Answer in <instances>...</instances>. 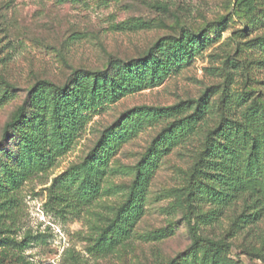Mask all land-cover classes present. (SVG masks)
<instances>
[{
    "label": "rangeland",
    "instance_id": "rangeland-1",
    "mask_svg": "<svg viewBox=\"0 0 264 264\" xmlns=\"http://www.w3.org/2000/svg\"><path fill=\"white\" fill-rule=\"evenodd\" d=\"M151 54L163 75L144 65ZM128 66L141 83L121 90ZM201 100L194 131L166 150L158 139L194 111L167 110ZM21 107L26 117L7 129ZM249 110L264 112V0H0V264H201L185 190L208 131L226 141ZM40 139L53 164L8 186ZM140 167L148 175L137 188ZM64 175L76 205L57 188ZM246 200L221 206L197 193L192 223L232 243L233 264H264V208ZM134 205L129 238L102 252L99 237Z\"/></svg>",
    "mask_w": 264,
    "mask_h": 264
},
{
    "label": "trees",
    "instance_id": "trees-1",
    "mask_svg": "<svg viewBox=\"0 0 264 264\" xmlns=\"http://www.w3.org/2000/svg\"><path fill=\"white\" fill-rule=\"evenodd\" d=\"M186 44L189 48L190 43L187 42ZM157 58L156 55L151 54L143 60V62L144 65L147 64V66L152 69L155 75L160 76L163 75L165 71V64L161 59ZM120 70L122 83L121 80H119V89L124 90V88H134L141 83V77L138 76L135 66H128L127 68H121ZM110 86L113 90L114 86ZM205 97L207 96L205 95L202 99ZM206 105L207 104L203 103L201 100L197 103L195 108H193L192 102H186L182 105L168 109L167 114L171 117L182 116L185 110L194 111L192 113L193 115L182 119L180 125H173L170 132L167 133V136L159 138L157 142L163 144V146H165L164 148L167 150L169 146H173L178 142V138L184 137V134L186 136L188 131L193 132L196 126V121L192 118L196 117V115L200 116V114H204L205 110H207ZM56 106L58 112L70 114L69 101L67 99L64 101H61L60 98L57 99ZM150 111L156 112L155 109ZM260 112L263 111L249 110L246 114V122H244L243 125H240V127H235V135L233 136L232 133L231 135L227 134V143L226 141H220L219 137L223 136L224 133L221 134L219 129L208 131L203 150L200 153L197 162L194 164L188 187L185 190V202L187 211H189L187 214V223L193 239L192 248L194 250L200 248L204 249L201 264H233L229 258L224 257L231 251L232 243L227 239L203 238L200 235L199 226L192 223L191 215L193 197L195 194L201 193L221 206L230 205L233 201L241 198H244V200L248 198L250 201L257 200L259 206L264 208V169L259 163L264 152V112ZM26 115V108L21 107L16 119L8 124L7 129L16 128L21 124ZM7 138L8 136L6 135V140ZM30 143L31 144L25 146V152L22 155V162L19 166L18 175H8L6 179V184L8 186L10 185L17 188L31 175L34 173L45 172L53 164L54 158L51 154V148H49V152L45 154L43 149L47 146L43 145L42 139ZM101 148H103V146H101ZM95 159L100 160L99 163L98 161L92 162L91 166H93L92 169L95 170L94 173L98 175L105 165L101 158L95 157ZM147 172L148 170H146L145 167H140L136 181L137 188H140L145 184L148 175ZM65 177L66 176L64 175V177L60 179L62 180L63 183L61 184L63 185L61 187L57 186V188L63 192L62 195L65 203H74L76 205V202L70 199L72 185L74 183L71 182V179L66 180ZM86 185L92 190L91 195L93 194L94 196L95 192H97V181L92 179L91 182H88ZM83 190L86 192L88 188L85 187ZM5 198L6 197H3L2 192L0 191L1 204L4 203ZM138 211L139 205H134L128 210V212L126 211V213L120 215L117 220L107 227L99 237L98 241V247L102 252H114L118 245L129 238L130 228L135 221V216ZM260 256L264 260V253H261ZM169 264L187 263L185 261L178 262L177 260H173Z\"/></svg>",
    "mask_w": 264,
    "mask_h": 264
}]
</instances>
